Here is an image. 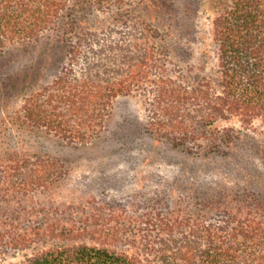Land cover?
Listing matches in <instances>:
<instances>
[{
	"label": "trees",
	"instance_id": "obj_1",
	"mask_svg": "<svg viewBox=\"0 0 264 264\" xmlns=\"http://www.w3.org/2000/svg\"><path fill=\"white\" fill-rule=\"evenodd\" d=\"M201 12L202 0H0V120L82 153L100 143L89 189L65 200L66 158L0 151V264H264V0L216 10L217 81L172 57ZM130 95L147 97V122L121 116L102 141ZM146 135L186 178L114 196Z\"/></svg>",
	"mask_w": 264,
	"mask_h": 264
},
{
	"label": "rangeland",
	"instance_id": "obj_2",
	"mask_svg": "<svg viewBox=\"0 0 264 264\" xmlns=\"http://www.w3.org/2000/svg\"><path fill=\"white\" fill-rule=\"evenodd\" d=\"M224 1L225 0H202V12L200 13L198 18L197 36L194 40L190 41L188 45L185 46V49L180 51L176 50V52L172 53V57L175 60L174 63H178V65H180L181 67H185L188 65V63H190L193 66L201 68V72H203L202 74L210 75L214 77L216 81L218 78V76L216 75L218 71L217 47L212 36L211 20L216 10L221 7ZM138 10H143V13L145 11L144 8H138ZM161 21H163V23H166L163 18ZM167 40L168 44L170 45L174 43L168 38ZM45 41H47V38H44V42ZM171 46L174 47V45ZM40 48L42 47H37L38 50ZM11 50L13 53L14 50ZM45 50V44L43 43L41 53H45ZM8 54L6 53V55ZM45 56L47 58L49 54H46ZM25 61L26 68L31 64H34L32 60ZM168 69L170 70L173 68L169 66ZM49 71L50 69H47L46 73H49ZM148 95L151 96V93L147 92V97ZM147 97H144L143 95L120 96L116 101L113 114L107 123V129L102 136V141L111 135L113 124L116 121H119L121 116L123 118L125 117V119H121L119 121L121 122V124L127 126L131 122L135 123L137 126L140 124L142 128L148 120L147 106L149 103L146 102ZM124 103L125 105H128L127 108L122 105ZM136 117H138L137 123ZM228 124L239 127L235 119L227 122H218L217 126L223 127ZM126 129V127H117L115 129V139H117L121 133H125ZM247 133H249L248 137L250 138V140L258 142L260 141L261 137L257 132L247 131ZM146 136H149V138H146L144 142L147 144L143 143L142 146L140 145L139 150H134L132 152L136 157L135 161L132 162L130 166L126 164L124 167V175L127 176L128 181L123 185L122 190L117 189L116 186L109 188L110 190H112V194H114V196L125 195L126 193L133 194V192L137 190L138 192L147 190L152 191L154 189L158 191L164 190L168 188V185L173 184L172 181L174 174H179L180 176H182V178H186L183 170L180 168V165H168L165 162L166 160H161V155H159L158 152L160 149H164V145L162 144V142H154V138L151 135ZM155 137L156 139H160L157 136ZM253 144L255 145V143ZM152 146L153 148H151ZM97 147H100V143L98 140L95 142V144H92L89 149L87 148V152L82 153L81 151L79 152V150H77L75 147L57 140L52 136L26 128H12L11 125L4 122V119L0 120V151L22 150L27 153H48L62 156L63 158L67 159L68 172L66 177L58 186L57 191L60 192V197L57 198L58 200H65L66 198H69L68 195L71 192L80 193L84 189H89L87 186V181L85 179L86 175L90 173L94 175L95 178V170H93V167L98 161L93 160L91 154L93 152H97L95 150L97 149ZM170 153L174 155L172 156L174 157L173 159L183 160L184 158V155L174 149H172ZM185 159L186 162L191 160L188 157H185ZM174 170L176 172H173ZM145 177L146 179L144 180ZM95 193L99 194L100 192L95 190ZM145 193L146 192H144V194ZM143 197L144 196H141L139 198L143 199ZM19 259L20 257L9 258L7 260V263L11 261L16 262Z\"/></svg>",
	"mask_w": 264,
	"mask_h": 264
}]
</instances>
